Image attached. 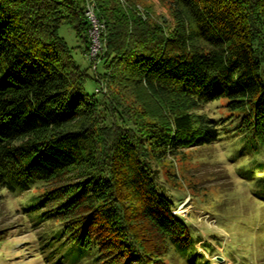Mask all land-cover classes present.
Returning a JSON list of instances; mask_svg holds the SVG:
<instances>
[{"label":"trees","instance_id":"16d2710c","mask_svg":"<svg viewBox=\"0 0 264 264\" xmlns=\"http://www.w3.org/2000/svg\"><path fill=\"white\" fill-rule=\"evenodd\" d=\"M84 1L0 0V190L25 195L33 256L218 264L174 213L155 165L231 132L264 201V0H170L171 27L141 0H96L103 100L86 91L92 76L59 32L66 23L88 50ZM217 99L239 121L200 110ZM224 248L232 264H253L246 249Z\"/></svg>","mask_w":264,"mask_h":264},{"label":"rangeland","instance_id":"374dc122","mask_svg":"<svg viewBox=\"0 0 264 264\" xmlns=\"http://www.w3.org/2000/svg\"><path fill=\"white\" fill-rule=\"evenodd\" d=\"M141 1L138 8L143 14L149 12L162 24L173 25L170 0ZM84 3L85 13L87 6H93L98 15L96 0ZM99 19L103 23L102 49L96 60L89 58L88 50L82 53V40L70 26L63 23L59 32L72 47L75 61L92 76L86 82V91L102 98L109 86L100 73L104 71L101 56L106 36L104 21ZM224 102L217 99L200 110L219 121H239L237 111L229 109ZM242 144L239 136L225 132L220 141L184 149L155 165L159 183L176 205L174 213L191 223L202 239L215 247L217 255L213 259L218 264H232V256L228 257L224 246L244 248L251 254L253 264H264V212L261 211L264 201L253 175L257 169L246 164V154L236 153ZM23 197L24 194L12 195L0 190V264H44L33 256L38 229L28 223L29 219L20 210Z\"/></svg>","mask_w":264,"mask_h":264},{"label":"built area","instance_id":"2783aa9c","mask_svg":"<svg viewBox=\"0 0 264 264\" xmlns=\"http://www.w3.org/2000/svg\"><path fill=\"white\" fill-rule=\"evenodd\" d=\"M86 16L88 18L90 28H89V48L88 56L90 59H95L99 55L102 49V40L100 38V32L103 27V23L100 21L93 6H87Z\"/></svg>","mask_w":264,"mask_h":264}]
</instances>
